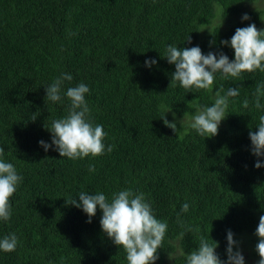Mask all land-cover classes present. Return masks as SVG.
I'll return each instance as SVG.
<instances>
[{"label": "trees", "instance_id": "1", "mask_svg": "<svg viewBox=\"0 0 264 264\" xmlns=\"http://www.w3.org/2000/svg\"><path fill=\"white\" fill-rule=\"evenodd\" d=\"M252 1L0 0V147L23 177L9 201L10 219L0 221V239L14 233L19 243L14 252L0 251V264H127L123 248L100 227L102 212L88 223L82 209L67 204L82 191L109 200L129 188L144 193L156 218L168 224L155 264H185L182 253L208 234L226 260L228 230L236 240L255 233L264 215V167L254 165L264 157L251 153L249 131H257L264 115L254 107L264 72L227 80L217 73L212 92L189 91L171 80L175 66L164 58L173 44L232 60L234 51L222 40L252 23L264 29V9L245 10ZM243 14L250 19L242 21ZM147 59L157 63L147 67ZM65 73L73 79L53 103L45 89ZM79 83L90 90V119L107 135L102 156L72 160L38 142L51 143L46 128L67 115L63 93ZM221 85L240 94L230 98L218 134L204 138L190 127L194 101L211 106ZM164 110L175 132L160 119ZM109 144L115 145L110 153ZM184 203L189 210L181 213ZM178 221L193 229L183 239Z\"/></svg>", "mask_w": 264, "mask_h": 264}, {"label": "clouds", "instance_id": "2", "mask_svg": "<svg viewBox=\"0 0 264 264\" xmlns=\"http://www.w3.org/2000/svg\"><path fill=\"white\" fill-rule=\"evenodd\" d=\"M241 19L249 20L250 17L243 14ZM186 41L191 43L190 36ZM220 43L234 51L232 60H229L223 52L204 54L199 46L177 47L169 44L164 58L169 64L175 66L171 80L178 82L181 87L189 91L197 89L212 92L217 73L220 74L221 79L227 80L230 77L240 79L245 72L251 73L257 70L264 72V29H257L254 23L247 27L236 28L230 40H222ZM156 63L155 59L145 60L147 67ZM72 79L73 77L67 73L55 78L45 89L47 99L53 103L60 102L64 82H70ZM89 91L86 84L79 83L68 87L63 93L70 101L67 115L52 120L50 128H46L51 133V143L43 140L38 142L45 151L54 146V150L60 157L72 160L102 156L105 153L104 140L107 133L103 125L93 124L90 119L91 110L85 99ZM239 94V88L229 87L225 90L221 85L215 91L211 106L200 105L194 101L197 112L191 117L190 127L204 138L217 135L221 121L228 115L230 98H235ZM254 96V107L264 108L261 104V97H264V82L257 84ZM248 106L249 102L245 100L243 107L248 108ZM170 110L162 111L160 119L166 127L175 132L176 123L165 118V113ZM37 116L34 113L31 120L35 121ZM256 128L257 131H249L251 153L256 157H264V115L259 117ZM114 147L115 145L109 144L107 152H112ZM4 152V148L0 147V221L10 219L12 209L9 201L23 180L15 166L5 161ZM254 167L259 169L264 167V163L257 160ZM88 170L94 172L95 166L89 165ZM67 204L82 209L89 218L86 221L88 223L99 209L102 212L100 219L102 231L117 247L123 248L127 264H155V261L159 259L158 250L163 247L168 224L167 221L156 218L151 204L145 200L144 193L134 192L129 188L113 193L109 200L102 192L89 194L82 191L78 199L71 200ZM188 210L189 204L184 203L181 213H186ZM178 222L185 229L180 233V238L183 239L185 234L193 229L184 225L182 221ZM254 234L258 237V243L255 246V251L260 257L258 264H264V215L259 217ZM226 241L227 259L222 260L215 251L219 246L218 241L211 239L209 234L207 238L200 236L198 247L188 254L182 253L185 256V264H245L239 241L234 239V233L231 230L227 231ZM18 243L16 234L6 235L0 239V251L14 252Z\"/></svg>", "mask_w": 264, "mask_h": 264}, {"label": "rangeland", "instance_id": "3", "mask_svg": "<svg viewBox=\"0 0 264 264\" xmlns=\"http://www.w3.org/2000/svg\"><path fill=\"white\" fill-rule=\"evenodd\" d=\"M245 5H244L245 10H248V9H256V10L264 9V0H254L252 2L246 3ZM217 7L219 9L221 8L220 5H217ZM235 17L237 18V16H235ZM222 19L223 18H215V23H221L223 25V27H227L228 23L224 24ZM260 24L262 27H264L263 16H262V20H261ZM238 235H240V234H238ZM256 240H258V237L255 234H250L248 236H241V237L237 238V241H239V244H240V249H241L242 254L244 256V259H245V264H258V258L254 254H252V249L255 251ZM215 251L217 252L216 249H215ZM226 259H227V256H226Z\"/></svg>", "mask_w": 264, "mask_h": 264}]
</instances>
